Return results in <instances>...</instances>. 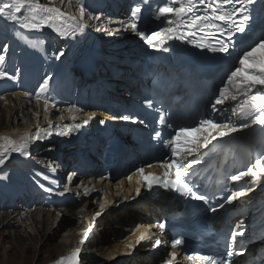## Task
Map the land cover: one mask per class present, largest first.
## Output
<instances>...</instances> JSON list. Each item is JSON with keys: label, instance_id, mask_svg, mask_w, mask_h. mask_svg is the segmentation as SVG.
<instances>
[{"label": "bare ground", "instance_id": "1", "mask_svg": "<svg viewBox=\"0 0 264 264\" xmlns=\"http://www.w3.org/2000/svg\"><path fill=\"white\" fill-rule=\"evenodd\" d=\"M53 2L54 0H51L47 3L53 5ZM55 6L80 19L79 10L75 9L70 0H63L62 4L55 0ZM99 19L84 17L85 23L93 30L94 38L105 45L108 46L107 41L113 38H115L113 44L117 43L119 38L116 37L121 33H127L123 26L107 20H102L101 22ZM116 22L120 23L119 21ZM117 54L118 52L114 53V56H117ZM144 86L148 85L143 84L140 90ZM45 106L38 102H31L26 95L19 93L0 98V137L11 139L17 144L25 143L27 145L26 148H31V146L36 144L34 141L42 137L44 130L49 129L51 125L67 122L71 118L69 109L47 106V112H45ZM78 116H80V113L73 112L72 117L76 118ZM53 150H55L53 146L43 150L41 152L43 158L49 160V156L45 154ZM15 153L17 152H7L4 163L0 164V167L3 168L2 170L7 167ZM55 163L49 162L48 166H56ZM58 170L59 167L56 166L55 171ZM131 177V180L121 178L114 182L104 178H98L97 180L80 178L78 183L81 186H78V183L72 187L70 186L69 189H66L67 191H61L59 197L62 202L68 200L71 202L72 199L80 201L82 205L76 211H71L69 206L79 204L78 201L66 203L62 208L59 207L61 209L48 211L46 214L47 218H44L43 211H38L35 215L27 218L24 224L22 223L23 219L21 217L23 215L21 213H9L5 220L3 218L0 219V223L9 227L22 226L23 230L14 235L15 242L13 244H15V247H3V257L6 256L7 258L6 254L11 252V250L16 255L15 251L19 242H22V235L27 236L29 232H34L36 236L44 235L52 221L51 213L56 211L59 214L72 216L73 223L72 227L66 230L59 243L52 247L53 251L57 252L59 256L48 264H56L62 257L70 256L76 248L81 249L78 264H85L84 262H87V264L92 262H97L96 264H159L158 260L162 259L165 250L160 248L157 252L155 249L152 251L150 248L158 247L154 246L155 242H153L152 246H148L146 241L139 243L137 239L138 233L133 234L131 229L135 220L141 225H147V223L151 222V219L160 217L166 205L174 208V203L164 194L156 196L151 202H146L144 193H141V185L137 184L138 176L132 175ZM74 182L75 179L73 180ZM138 187L140 188L139 193L136 191ZM93 223H95L94 227ZM90 225L92 226V231L89 233V237L85 239V243L81 245L82 233ZM119 228L126 233L121 240L114 237L115 231ZM56 234L57 232L50 233V235ZM107 234L112 236L109 240V237L104 239ZM26 241L27 239L23 240V242ZM28 241L30 243L34 242L32 238H29ZM43 246L48 245L43 243ZM33 250L32 244L22 248L24 253H29ZM8 264H11V262L9 261ZM160 264L170 263L165 261Z\"/></svg>", "mask_w": 264, "mask_h": 264}, {"label": "snow or ice", "instance_id": "2", "mask_svg": "<svg viewBox=\"0 0 264 264\" xmlns=\"http://www.w3.org/2000/svg\"><path fill=\"white\" fill-rule=\"evenodd\" d=\"M59 3H63V0H58ZM177 0H172V3H176ZM197 0H179L180 7L164 6L158 9L156 18L160 19L166 14H174L177 19L175 21L168 20V27L163 28L160 32H152L150 36H146L144 32L139 31L136 19L138 14L141 12L139 6L131 10V19L132 23L130 25H125V27H130L134 32H137L138 35L143 38L150 47H159V44H153V41L161 36V33L167 35V38L171 39L175 37L176 39H185L186 37L179 33L180 27L185 23L184 17L188 16L189 13L193 15L188 18L187 25L189 28H220L219 25L213 23V21L219 20L224 24L228 25V28L231 29L234 25V22H231V16L233 12H222L224 4H230L233 0H198L199 4L205 6V9L211 8L212 14L204 16H196L194 14V9L196 6ZM241 5L250 3L251 0H237ZM76 6L80 13V19L76 20L75 17L66 16V13L60 8L55 6V0L53 6H42L38 0H0V16H3L9 21L19 23L24 29H38L42 23L48 22V26L52 27L54 31H57L61 36H68L69 34L75 36L77 32H83L84 29L88 26L84 17L86 15V9L82 4V0H76ZM234 11H241L240 9H235ZM47 14V15H45ZM92 16H88V19H92ZM99 19V17H95ZM249 17L243 15L242 22L236 26L237 30L240 32L245 31V23L248 21ZM66 20H76L72 25H69L67 28H64L58 24V21ZM174 26V27H173ZM19 35V34H18ZM192 35V33H189ZM163 43V40L160 41ZM198 47H206L204 44H197ZM264 47V35L259 36L256 40L249 44L247 48L242 49V54L238 57L239 66H233L231 70L226 74L227 78L224 82V86L219 89V96L216 98L215 102L212 104L213 111L216 110V105L223 104L227 99L233 101L237 100V96L241 95L244 97L240 99L236 107L232 109L234 115H237V119L241 120L242 123L239 126L240 128H250L252 125H257L262 131H264V89H257L255 95H251V90L256 87L257 84L264 86V69H262L259 75L262 77L259 81H251L241 79L242 74L245 71H250L244 67L245 61L251 58V52H254L257 48ZM4 48L7 49V45H4ZM165 51L168 49L165 48ZM212 51L219 52H228L229 46L223 42H219V48H213ZM64 53L61 50L56 58L59 59L63 56ZM5 57L0 55V64H3ZM7 73L3 70H0V78L6 76ZM49 85V78H45L43 82L39 85V93H43ZM229 86L235 89V93L229 90ZM151 106V101L147 102ZM73 109H69V112ZM45 112H47V104L45 106ZM94 114H89L88 119L83 121V124H87L89 120L93 118ZM116 118V117H114ZM119 119L129 121L132 119L129 115H123L118 117ZM161 122H163V117H161ZM103 123V121H101ZM76 128L81 127L80 124L75 125ZM208 129H215V135L211 133L205 134ZM237 131V127L233 124L231 119L227 123H218L214 119H201L199 124L195 127H180L175 136L172 138L173 142H169L168 146L171 148L172 156L176 157L172 159L171 162L164 160L161 164V167L165 169L163 173V178L154 176L152 174H144L143 168H138L136 170V175L139 177L137 184H146L148 190H152L154 184H159V186L164 189H174L177 193L185 197H192L195 200L206 201L207 197L205 195L199 194L193 189L189 184L187 178L191 175V168L194 164L200 163L198 159L193 156L194 152L199 151L200 149H205L211 144L213 140L217 138H223ZM192 132L200 133V137L196 139H188V136ZM60 135H66L67 133H59ZM160 133L157 132L154 139L159 137ZM183 141L181 144L180 141ZM0 164L4 163V158L9 151L23 152L27 155V152L24 151L27 147L25 143L17 144L11 139L0 137ZM186 157H193L191 160H186ZM255 168L258 170H264V155L255 158L254 161ZM151 167V165H149ZM172 169L173 171H169ZM188 169V171H185ZM257 171L253 170V164L249 162L244 168L236 171L234 174L230 175L229 179L233 182H240L244 177L251 176L252 181L254 182L257 177ZM173 177V178H170ZM71 179V177L69 178ZM129 180L132 179L131 176L128 177ZM250 188L243 187L238 191L232 192L230 196L227 197V200L230 202L236 197L244 196ZM139 193L140 188L136 189ZM215 211V209H212ZM99 215V213H97ZM160 228H164V224L159 225ZM240 231H231V243L229 245V250L227 251V257L231 258L234 254L232 250V245L236 243V237L244 234L242 223L237 225ZM92 231V226L90 225L82 233L83 238L80 241V244L85 243V239L89 237V233ZM161 241L157 239L154 246L160 245ZM182 241L176 239L173 241V247L180 245ZM81 249L76 248L71 256L67 258H61L57 261V264H65V259L68 261H75L77 255L80 253ZM175 254L173 253V259ZM192 259V257H188ZM196 259L201 261V264H231L230 259H217L213 256H199Z\"/></svg>", "mask_w": 264, "mask_h": 264}, {"label": "rangeland", "instance_id": "3", "mask_svg": "<svg viewBox=\"0 0 264 264\" xmlns=\"http://www.w3.org/2000/svg\"><path fill=\"white\" fill-rule=\"evenodd\" d=\"M44 1H48V3L51 0H44ZM112 38V37H111ZM116 38H119V36H117ZM115 42V38H113L110 41H107L108 46L112 45ZM55 166V165H54ZM77 178V177H76ZM80 180V179H79ZM79 181H77L78 183ZM74 182L72 186H74L75 184H77ZM78 186H81L80 183H78ZM70 186L65 187L62 191H67L66 189H69ZM78 201L77 199H72L71 202H75ZM69 202V203H71ZM79 204L74 205H70L69 209L71 211H76L77 208H79L82 204L80 203V201H78ZM62 208V207H61ZM59 208V209H61ZM68 209V210H69ZM39 210H31L28 212H21V214L23 215L21 218L22 223H26V219L30 218L32 215H35L36 212H38ZM42 211V210H40ZM50 211V210H48ZM48 211L43 210L44 212V218H47V213ZM30 212V213H29ZM10 212H6V211H0V219L3 218V220H5L6 217H8V214ZM58 212L54 211L51 213L52 215V221L48 227V231L46 233H44V235L42 236H36V234L33 232H29L27 234V236H21L22 242H19L18 247L16 248V255H14V252L11 250V252H8L7 258L6 256L3 257L2 253H3V247H15V244H13L15 242V236L16 233L18 234L21 230H23L22 226H12L9 227L6 224H2L0 223V264H8V262L10 261L11 264H48L50 261H53L56 259V257L59 256V254L55 251H53L52 247L54 245H56L57 243H59V241L61 240V238L65 235L66 230L68 228L72 227V223H73V219L72 216H66L63 214H59L58 217ZM57 232L56 235H50V233H54ZM126 233L123 229H118L115 231L114 237H116V239L121 240L125 237ZM109 237V238H108ZM112 236L110 234H107V237H105L104 239L108 240L111 238ZM29 238H32L34 240V242L30 243L28 241ZM25 239H27L26 242H23V240L25 241ZM14 240V241H12ZM43 243L47 244L48 246H43ZM31 244L34 247V250L32 252L29 253H24L22 251V248H24V246H31ZM152 246V244H150ZM149 246V245H148ZM24 253V254H23ZM6 262V263H4ZM83 262V261H82ZM85 264H87V262H84ZM97 263V262H96ZM95 262H92L91 264H96Z\"/></svg>", "mask_w": 264, "mask_h": 264}]
</instances>
